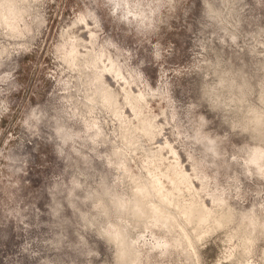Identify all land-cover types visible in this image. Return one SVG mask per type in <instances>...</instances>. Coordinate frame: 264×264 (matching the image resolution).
Listing matches in <instances>:
<instances>
[{
    "label": "rangeland",
    "instance_id": "rangeland-1",
    "mask_svg": "<svg viewBox=\"0 0 264 264\" xmlns=\"http://www.w3.org/2000/svg\"><path fill=\"white\" fill-rule=\"evenodd\" d=\"M0 264H264V0H0Z\"/></svg>",
    "mask_w": 264,
    "mask_h": 264
},
{
    "label": "snow or ice",
    "instance_id": "snow-or-ice-1",
    "mask_svg": "<svg viewBox=\"0 0 264 264\" xmlns=\"http://www.w3.org/2000/svg\"><path fill=\"white\" fill-rule=\"evenodd\" d=\"M202 107H207L212 112H218L219 111V106L214 101H212L211 99H206L204 104L202 105ZM220 120L222 122V127L227 125V126H229L230 130H235L238 128L237 125L231 123V121L229 120V118L227 116L221 117Z\"/></svg>",
    "mask_w": 264,
    "mask_h": 264
}]
</instances>
